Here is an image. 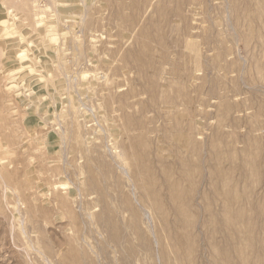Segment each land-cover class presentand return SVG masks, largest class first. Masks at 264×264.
Instances as JSON below:
<instances>
[{"label":"rangeland","instance_id":"1","mask_svg":"<svg viewBox=\"0 0 264 264\" xmlns=\"http://www.w3.org/2000/svg\"><path fill=\"white\" fill-rule=\"evenodd\" d=\"M0 264H264V0H0Z\"/></svg>","mask_w":264,"mask_h":264},{"label":"bare ground","instance_id":"2","mask_svg":"<svg viewBox=\"0 0 264 264\" xmlns=\"http://www.w3.org/2000/svg\"><path fill=\"white\" fill-rule=\"evenodd\" d=\"M5 21V20H4ZM18 22V21H17ZM19 24V23H18ZM21 26V25H20ZM13 37V36H12ZM8 40L10 41V39L8 38ZM16 42V41H15ZM15 47V46H14ZM33 49H36V48H34L33 47ZM7 50V49H6ZM34 53H37V52H34ZM37 55V59L38 60H40V61H43L44 62V60H45V57L42 55V54H36ZM17 56H19V57H21V61H23V62H25L24 64H26L27 62L26 61H28L27 59H23V56H24V53H23V50L22 51H20V52H18V54H17ZM20 61V60H19ZM23 64V65H24ZM20 69V68H19ZM24 69V68H23ZM29 69V68H28ZM22 70V69H21ZM25 72H27V70L26 71H24L23 72V74L25 73ZM26 75H27V79H29V78H31V75H30V73H26ZM18 76V75H17ZM23 75H21V77H22ZM23 78V77H22ZM23 81V80H22ZM21 81V82H22ZM23 83V82H22ZM35 91H37V95H39L40 93H41V90H40V87L38 86V87H36L35 89H34Z\"/></svg>","mask_w":264,"mask_h":264}]
</instances>
